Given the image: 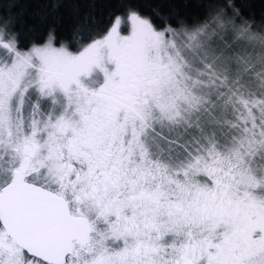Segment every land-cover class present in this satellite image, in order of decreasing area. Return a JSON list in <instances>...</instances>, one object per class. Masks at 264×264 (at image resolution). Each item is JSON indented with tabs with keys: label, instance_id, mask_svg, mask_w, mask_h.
Returning a JSON list of instances; mask_svg holds the SVG:
<instances>
[{
	"label": "snow or ice",
	"instance_id": "obj_1",
	"mask_svg": "<svg viewBox=\"0 0 264 264\" xmlns=\"http://www.w3.org/2000/svg\"><path fill=\"white\" fill-rule=\"evenodd\" d=\"M260 7L0 0V264H264Z\"/></svg>",
	"mask_w": 264,
	"mask_h": 264
},
{
	"label": "trees",
	"instance_id": "obj_2",
	"mask_svg": "<svg viewBox=\"0 0 264 264\" xmlns=\"http://www.w3.org/2000/svg\"><path fill=\"white\" fill-rule=\"evenodd\" d=\"M32 4H37L40 2V0H29ZM64 4H71L74 2V0H61ZM75 2L78 3H86V4H93L95 6V12L98 16H103L107 18V13L110 10V7L113 5H116L118 3L124 2V0H75ZM153 0H137V3L140 4H148L152 3ZM199 0H192V3H198ZM249 2L254 4V8L252 11H254L257 15L261 12L260 7V0H249ZM61 11H66V9H61Z\"/></svg>",
	"mask_w": 264,
	"mask_h": 264
}]
</instances>
